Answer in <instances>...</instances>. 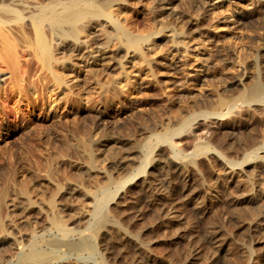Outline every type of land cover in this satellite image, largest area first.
I'll return each mask as SVG.
<instances>
[{
    "label": "rangeland",
    "instance_id": "1",
    "mask_svg": "<svg viewBox=\"0 0 264 264\" xmlns=\"http://www.w3.org/2000/svg\"><path fill=\"white\" fill-rule=\"evenodd\" d=\"M128 1L122 6V16L153 29L163 19L165 28L178 22L186 37L201 35L205 54L195 57L189 51L192 64L173 69L164 54L167 39L159 37V45L148 51L149 64L126 63L133 87L125 95L113 90L101 93L102 85L116 83L121 77L117 61L123 52L119 50L108 58L106 69L89 64L76 75L54 65L65 83L80 94L85 107L81 110L61 108L56 93L60 85L50 75L52 80L45 87L36 82L35 89L28 91L32 77L27 84L24 66L18 73L26 86L19 91L22 85L12 81L11 68L0 61V193L7 196L6 230L0 225V264H264V160L251 159L245 168L252 172V180L246 183L248 187H236L219 176L222 164L216 154L225 150L230 158L240 156L239 141L221 137L228 126L239 131L253 122L258 131L255 139L261 143L264 107L231 113L224 120L200 119L192 132L183 131L174 139V146L155 142L156 134L164 129L214 106L217 92L231 96L239 89V79L250 85L258 79L260 69L264 83V0L243 9L231 22L226 12L223 18L218 13L226 20L217 22L224 30L212 29L215 19L203 0H174V9L165 11L163 18L159 6L151 9L150 0V4L147 0ZM235 47L243 48L247 64L238 61ZM37 66L32 70L36 74L41 70ZM138 71H152L151 77L145 83L135 81ZM194 84L198 88L203 84V95ZM85 141L92 144V162L81 143ZM146 141L158 143L151 156L161 159L163 166L146 165L144 151L139 149ZM195 145H203V150L208 145L210 153L199 156ZM195 154L199 156L197 165H191L187 158ZM175 158L189 163L184 167L186 178L175 169ZM121 161L127 164L124 168ZM147 178L156 182L152 184L155 188L145 183ZM22 184L29 193H22ZM101 186L114 190L106 210L115 219L95 229L89 212ZM158 191H163L161 197ZM250 194L252 197L245 198ZM52 200L61 225L73 229L67 236L53 226ZM53 239L72 240L77 247L71 249L65 242L54 245ZM90 239L95 247L90 246Z\"/></svg>",
    "mask_w": 264,
    "mask_h": 264
},
{
    "label": "bare ground",
    "instance_id": "2",
    "mask_svg": "<svg viewBox=\"0 0 264 264\" xmlns=\"http://www.w3.org/2000/svg\"><path fill=\"white\" fill-rule=\"evenodd\" d=\"M127 1L128 0H0V59H1L0 61L5 62L6 66L8 65L7 67L11 68V71H9L11 73L10 74L12 77L11 79L14 78L12 81H15L16 82L15 84L19 87L24 82L23 80L24 76L23 75L20 76V74L18 73L20 72L18 70L19 69L21 70V67L22 68L23 66L25 67L23 72L26 73V77L27 76L29 77V78L28 77L25 78L26 80H28V82L25 80L27 84L29 83L30 77L34 78L33 76L37 75L36 79L35 78L30 79V83L27 86V90L31 88L35 89V87L37 86L36 82H38V84L40 83L41 87L42 86L45 87L48 81L52 80L49 78L51 76L54 79V81H56L57 84H59L61 87L60 88L57 85V87L60 89L57 88V91H56V93H58L57 95H59L57 99H60L62 103L61 108L81 110L85 107L80 102V96H79L80 94H78L74 90L75 87H71L70 84L68 85L65 83L64 81L65 79H63V76H61L58 73L59 71L56 70L57 68L54 67V65H57L58 67V64H60L63 70L70 71L71 73H75L76 75H79L78 73H80L86 67V65H89V64H95L103 68L105 67L106 69L109 65L108 58L112 56L113 52H115L116 50L117 51L119 50L123 52V54H120V59L117 61L118 68H119L118 70H119L121 77L118 78V80H115L117 81L116 83H110V81H108L109 82L108 84L102 85L103 87H102L101 93L109 92L113 90L114 92L119 91V93H124L125 95V92L129 90V88L133 87L132 80H131L132 78L129 75V70L126 66L128 64L126 63L131 62L132 64H134L136 61V62H139L138 64L143 63V62L149 64L148 58H147L148 53H149L148 51L151 50L154 46L159 45L158 44L159 37L160 39H167V45H166V48H164V54H165V58L167 59V62L173 67V69L179 68L183 64L185 65L192 64V60H190L188 57L189 51H192L195 57H198L199 54H205L202 52V50L205 49V46H204V39L201 37V35L199 34V35L191 36V37L187 36L188 38L190 37L189 39H187V37L184 34V30L182 29L181 24L178 22H175L170 26L168 25L165 28V25H164L165 23H163L164 22V19H163L162 20L163 22L162 21L159 22V27H156V29L155 28L153 29V27L151 26L149 27L150 24L148 26H140V25L134 24L135 22L130 21L128 17L126 18L122 16L121 15L122 6L126 5L125 3L130 2V1L128 2ZM256 1L257 0H203L204 2L203 4L209 7L211 14H213V17L215 19L214 21L215 23L212 25L213 26L212 29L219 30L221 29L220 28L221 25H219L217 22H219L225 15V14L222 15L223 12H226L228 14L227 18H229L231 22V20L233 21L235 19L236 17L235 15L243 13L242 12L243 9H246L248 7L249 9H251V7L253 8V5L256 6L255 5ZM150 3H151L150 6H152L151 9L154 8V6H156V9H157V6L160 7L159 11L161 14L159 13V15L162 16L161 18H163V13L165 11L174 9L173 8L174 0H150ZM218 13L221 14L222 18L219 17L220 15H218ZM161 26H164V27L162 28ZM221 30H224V29H221ZM235 36L238 37L239 34L238 35L236 34ZM188 41L191 42L190 43L191 45L188 44ZM242 51H243V48L236 49L235 51L237 55L236 57L238 58V61H240L242 64H247L246 63L247 60H245L246 57L245 55H243ZM196 60L197 58H194L193 62H195ZM36 64H38V66L36 67V70L39 67H40L39 69L42 70V71L39 70L38 74H36L37 71L35 72L33 71L34 73L32 72L33 66L34 65L36 66ZM46 71H48V74H45ZM260 71L261 70L259 69L258 72L260 73ZM151 72H148V71L139 72L138 71L134 76L135 78L134 80L136 81L137 79L141 83H145L147 81V78L151 77L150 76ZM259 73H257L258 79L255 78L257 80H253L254 82L251 83L250 85L246 84L247 86H245V84L241 82L242 79H239V83H238L240 85L239 89L236 87L237 91L235 92L234 90V93L232 92L233 94H231V96L229 95L227 97V95L225 94H223L225 96L218 95L219 93L217 92L218 98L214 106H212L213 105L212 104L211 105L212 107L210 109L203 108L204 110L200 109L199 112L197 111L195 113H191L190 115H188V118L184 117L183 122L180 123L181 125H178L176 123L177 124L176 127L172 126V127H168L164 129V131H162L161 133L156 134L157 136H155L156 137L155 142L159 141L161 143L165 141V143L167 142L170 145L174 146L175 143H177L174 139L180 138L181 134L183 135V131H185V133H187L186 131L192 132L193 125L195 123H198L200 119H203L204 121L205 119H209V118H214V119L216 118L218 120H224L228 114L232 115L231 113L233 114L235 112L240 113V111L243 112L249 108L251 110H254L252 109L253 106H255L254 108H256V106H261V105L264 107V86H263L264 83L261 82L262 79L259 78L260 76ZM20 80H22V82ZM18 81H20L21 83ZM24 85L26 86V84H23L22 87L18 88L19 91L23 90ZM195 85L197 84L193 85L194 88L195 89L198 88V85L197 87ZM203 87H204L203 84H200L197 92L202 93ZM213 87L212 89L214 91ZM215 90H218V89L215 88ZM0 91H3V89H1ZM56 104H60L59 101ZM249 123L245 124L244 125L245 127L240 129L239 131L234 130L233 127L231 128L230 126L222 130V133H223L221 135L222 139L223 138L226 139L228 135L229 137L231 136V138L236 139V141L237 140L239 141L240 156L237 159L230 158V156H227V153L225 150H222L216 153L219 160L221 161L220 163L222 164V167L220 168V170L218 169L219 176L223 178V181L226 180L228 183H232V184L234 183L236 187H242V185L244 184L246 185V183H249L252 180L253 177L250 174L252 172L250 171V173H248L247 168H245V166L250 163L251 159H257L259 161L264 160V154H263L264 153V140L263 141L260 140L261 143H257L258 140L256 141L255 139L256 136L254 135L256 132H258L256 129L257 126L254 127L253 125L252 127L253 122L250 124ZM222 128H223V125H222ZM220 141L222 142V140ZM153 142L149 141L143 146H140L139 149L141 150V152L144 151L145 157L144 156L143 157L146 159V165L149 164L150 166L158 168L162 164V160L159 158H156L155 155H153L154 157L151 156L152 155L151 153H152V150L155 144H158V143L154 144ZM81 143L83 144V148L86 151L90 161L92 162L95 159V157L92 152L91 142L85 141L84 143L83 142ZM197 146L198 145H195L194 148H196ZM199 146L197 147L196 150H194L198 153V155L201 154L203 156H207V154L210 153V151H207L208 145L206 148H204L205 150H203L202 148L203 145H201L202 147L201 146L199 147ZM213 150L214 149H212L213 153L217 152L215 150L214 152ZM198 155L194 156L196 158L194 157L190 159L187 158V160H189L188 162H190L191 165L192 164L197 165L195 164V160L197 159V157L201 156V155L199 156ZM174 162L176 166L175 169L179 172V174L183 175L186 178L188 174L184 171V167L186 166V163H187L185 162V159L182 161L181 158L180 160L175 158ZM187 164L189 165V163ZM120 165L123 166L124 168L127 164L125 161H121ZM92 167H94L93 163H92ZM144 180H145V183H147L148 186L151 185V187L156 183L154 181L155 183L153 184L152 183L153 181H151L152 180L151 178H147ZM158 182L160 183V180ZM225 184L227 183L225 182ZM164 186L165 185H163V187ZM156 188H157V185H156ZM21 190H22V193H25V194L29 193L28 188L25 185L22 186ZM100 190L101 192H98L99 193L98 195L96 193V196L94 198L95 204H94L93 210L92 212H89L92 214L93 222H94L93 227L95 229L97 228V226L103 227L102 225H104L106 221L109 220L112 223L114 222V219H115V218L112 219L111 217H109L107 210H106V207H108L107 206L108 202L115 195V194L114 195L112 194L113 193L112 191L114 190L111 191L109 190L108 187L103 188V186H101ZM154 192L156 191L154 190ZM162 194H163V191H158V195L160 197L162 196ZM250 196L251 194L245 198L249 199ZM6 197L7 196L5 192L0 193V225L2 226L4 230H6L5 225H4L5 224L4 222L5 209L4 208L6 207L5 205L7 203ZM54 200H52L50 204L52 214H53L52 216L53 226H56V228L59 227L61 229L60 230L61 233L64 234V236H67L70 234L71 230H72L71 232H73V229L66 227L65 224H64L65 227L61 225L62 224L60 223L61 219L59 220L57 216V213H56L57 208H56V203ZM94 238H91V239H94ZM132 238L134 239V241H136V237L134 238L133 236ZM91 239H90V246L95 247V245H91V244H94L93 243L94 241L92 242ZM71 241L63 240L61 242H65L67 244V247L69 245V248L72 247L71 249H74L76 246L75 245L76 243L74 244ZM84 241L86 240L84 239ZM13 242L12 243L10 242V243L15 244ZM57 242L61 244V242L59 241ZM57 242L54 241L52 243H54L55 245L57 244ZM94 247L91 249L93 250Z\"/></svg>",
    "mask_w": 264,
    "mask_h": 264
}]
</instances>
